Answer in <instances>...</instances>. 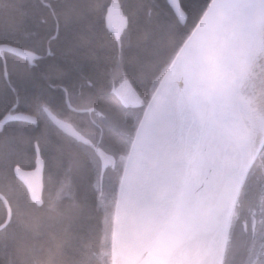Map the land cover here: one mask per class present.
I'll return each instance as SVG.
<instances>
[{
    "label": "snow or ice",
    "instance_id": "6c2138e0",
    "mask_svg": "<svg viewBox=\"0 0 264 264\" xmlns=\"http://www.w3.org/2000/svg\"><path fill=\"white\" fill-rule=\"evenodd\" d=\"M13 12L0 264H264V0H0Z\"/></svg>",
    "mask_w": 264,
    "mask_h": 264
},
{
    "label": "trees",
    "instance_id": "16d2710c",
    "mask_svg": "<svg viewBox=\"0 0 264 264\" xmlns=\"http://www.w3.org/2000/svg\"><path fill=\"white\" fill-rule=\"evenodd\" d=\"M18 3H22L25 6H27L29 3L33 2V0H17ZM30 23L29 19L22 15L21 12H13V13H7V14H0V28H8V27H14L18 25H24ZM111 78H109L110 80ZM109 83V81H108ZM23 164L25 165H34V160L31 158L30 153H25V158L23 160ZM32 169V168H30ZM50 173L47 169H43V185L48 186ZM93 224H95V220L92 221ZM87 227L86 224L84 225L81 234L86 235Z\"/></svg>",
    "mask_w": 264,
    "mask_h": 264
},
{
    "label": "water",
    "instance_id": "95a60500",
    "mask_svg": "<svg viewBox=\"0 0 264 264\" xmlns=\"http://www.w3.org/2000/svg\"><path fill=\"white\" fill-rule=\"evenodd\" d=\"M43 167H41V170L40 171H34L32 170L33 172V175L31 177V179L33 180V182L37 185V186H43L42 185V173H43Z\"/></svg>",
    "mask_w": 264,
    "mask_h": 264
},
{
    "label": "flooded vegetation",
    "instance_id": "af4514ba",
    "mask_svg": "<svg viewBox=\"0 0 264 264\" xmlns=\"http://www.w3.org/2000/svg\"><path fill=\"white\" fill-rule=\"evenodd\" d=\"M108 85H109V87L111 86V79L109 80V83H108ZM119 85L117 84V87H118ZM29 171H32V170H34L33 168L32 169H28ZM42 185H43V173H42ZM44 186V185H43Z\"/></svg>",
    "mask_w": 264,
    "mask_h": 264
}]
</instances>
